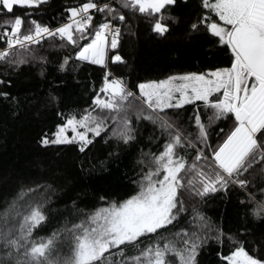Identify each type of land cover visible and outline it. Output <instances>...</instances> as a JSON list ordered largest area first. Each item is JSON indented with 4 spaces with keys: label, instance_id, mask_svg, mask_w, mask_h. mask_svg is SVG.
Listing matches in <instances>:
<instances>
[{
    "label": "snow or ice",
    "instance_id": "snow-or-ice-1",
    "mask_svg": "<svg viewBox=\"0 0 264 264\" xmlns=\"http://www.w3.org/2000/svg\"><path fill=\"white\" fill-rule=\"evenodd\" d=\"M45 2L0 0V15L5 17L0 62L18 67L28 62L27 57L44 60L30 46L45 37H59L62 47H72V54L59 65L61 71L70 62L87 61L100 65L104 74L93 107L79 116L68 114L40 143L75 145L84 153L111 120L115 123L111 137L127 144L135 140L130 118L135 113L137 123L143 119L158 126L163 148L158 154L141 151L137 163L147 171L142 168L138 174L134 194L124 199L102 196L103 206L77 210L72 218L58 221L47 236L35 232L49 223L48 209L29 198L33 189H21L0 214V264H198L199 249L210 239L222 246L229 243L228 254L218 253L226 264H264V256L255 250L250 254L235 236L217 229L210 237L211 229L199 213L192 230L161 235L187 211L192 196L227 192L230 186L247 190L257 176L264 184V0H199L189 31L208 35L228 54L230 66L141 82L136 85L138 94L109 70V61L126 63L118 51L110 54V50L118 49L129 13L140 14L154 33L165 36L170 30L167 21L177 22L166 14L177 0H118V7L110 0H86L67 8V22L55 28L36 20L25 27L24 17L14 11L17 6L30 9ZM93 10L100 19L94 20ZM0 97L7 100L9 93L0 91ZM56 99L50 93V101ZM185 105L193 106L187 126L165 113ZM221 121L227 131L219 128ZM260 193L264 196V188ZM42 199L50 201L47 195ZM248 199L254 205L251 214L264 219V199L257 200L251 192Z\"/></svg>",
    "mask_w": 264,
    "mask_h": 264
},
{
    "label": "trees",
    "instance_id": "trees-1",
    "mask_svg": "<svg viewBox=\"0 0 264 264\" xmlns=\"http://www.w3.org/2000/svg\"><path fill=\"white\" fill-rule=\"evenodd\" d=\"M81 2L86 0H46L38 7L24 9L17 6L14 11L24 17L25 27L31 20H36L55 28L67 22L66 9ZM110 2L113 7H118V0ZM195 10V1L190 0L187 4L177 2L170 8L166 14L176 17L177 22L167 21L170 30L165 36L154 33L140 14L129 13L122 26L118 49L110 50V54L118 51L126 63L117 65L109 61V70L122 76L138 94L136 85L141 82L230 66L228 54L220 46H214L208 35L189 31ZM93 12L94 20L101 18L99 13ZM3 19L5 17L0 15V31L3 30ZM3 47L5 43L0 40V49ZM30 47L37 57L45 59L27 57L28 62L18 67L0 62V80L6 82L0 84V91L9 93L7 100L0 97V214L21 189L31 188L34 194L29 193V198L44 203L50 216L49 223L39 228L35 236H47L59 226L58 221L62 223L64 217L72 218L77 210L92 211L103 206L102 196L124 199L134 194L138 174L142 168L147 171L137 163L142 158L141 151L158 154L164 140L157 125L143 119L137 123L135 116L130 117L135 140L127 144L111 137L112 126L109 124L84 153H80L75 145H42L41 137L55 132L56 125L63 123L68 114L79 116L84 109L93 107V97L103 83L104 69L87 61H74L61 71L59 65L64 56L72 54V47H62L60 39L45 37L39 45ZM50 93L57 98L56 102L50 101ZM192 112V105L165 109L169 118L185 126ZM217 123L219 128L227 131L224 122ZM261 188L264 184L257 176L247 190L230 186L227 192L219 191L203 198L192 196L187 202V211L161 235L168 236L182 228L192 230L199 223L194 219L199 213L211 229L210 237L220 229L225 235L231 234L244 241L250 254L255 250L264 256V219L251 214L254 205L248 199L249 192L257 200L264 199ZM42 195L49 196L50 201L44 202ZM228 251L227 241L222 246L210 239L199 249L197 262L226 264L220 255L228 254Z\"/></svg>",
    "mask_w": 264,
    "mask_h": 264
},
{
    "label": "rangeland",
    "instance_id": "rangeland-1",
    "mask_svg": "<svg viewBox=\"0 0 264 264\" xmlns=\"http://www.w3.org/2000/svg\"><path fill=\"white\" fill-rule=\"evenodd\" d=\"M189 1V0H188ZM190 1H192V2H194L195 1V6H197V4H198V2H199V0H190ZM177 2H180V3H184L183 2V0H177ZM100 91V90H99ZM101 97L103 98V94H101ZM97 111H99V110H97ZM136 115H135V113H132L131 114V117H135ZM146 121H148V120H146ZM150 124H153V123H151L150 121H148ZM109 124H111V126H112V128L113 127H115V123L113 122V121H111V120H109L108 121V125ZM71 133L69 132V135H70Z\"/></svg>",
    "mask_w": 264,
    "mask_h": 264
},
{
    "label": "built area",
    "instance_id": "built-area-1",
    "mask_svg": "<svg viewBox=\"0 0 264 264\" xmlns=\"http://www.w3.org/2000/svg\"><path fill=\"white\" fill-rule=\"evenodd\" d=\"M55 39H60L59 37H56Z\"/></svg>",
    "mask_w": 264,
    "mask_h": 264
}]
</instances>
